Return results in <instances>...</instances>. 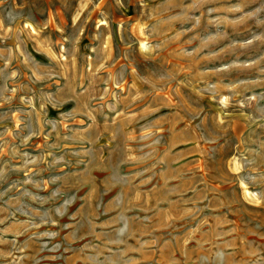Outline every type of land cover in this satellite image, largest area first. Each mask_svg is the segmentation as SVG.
Segmentation results:
<instances>
[{
    "label": "rangeland",
    "instance_id": "rangeland-1",
    "mask_svg": "<svg viewBox=\"0 0 264 264\" xmlns=\"http://www.w3.org/2000/svg\"><path fill=\"white\" fill-rule=\"evenodd\" d=\"M0 264H264V0H0Z\"/></svg>",
    "mask_w": 264,
    "mask_h": 264
}]
</instances>
